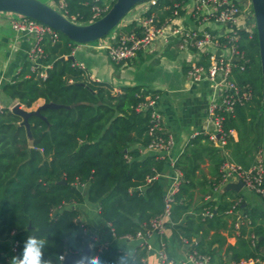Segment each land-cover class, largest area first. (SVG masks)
<instances>
[{"label": "trees", "instance_id": "obj_1", "mask_svg": "<svg viewBox=\"0 0 264 264\" xmlns=\"http://www.w3.org/2000/svg\"><path fill=\"white\" fill-rule=\"evenodd\" d=\"M59 1L54 0L52 5L58 8ZM64 1V15L88 24L94 21L95 7L103 8L107 2L111 7L116 0ZM189 3L156 0L144 15H156L164 23L174 17L176 10L186 16ZM190 17L198 23L193 14ZM114 31L121 36L140 33L137 21ZM239 36L244 60L231 79L240 94L249 91L251 98L236 101L231 113L224 109L217 112L223 118L220 135L227 153L220 151L211 134H200L174 163L181 181L165 223L176 237L190 245V255L208 256L210 264L250 260L264 264V210L243 208V196L232 192L224 191L219 201L213 199L216 190L223 188L221 169L226 162L250 169L264 153L258 36L255 28L240 30ZM76 45L61 33L55 41L46 38L37 69L32 71L27 61L1 86L0 101L5 105L17 103L30 110L43 100L70 108L42 111L48 123L36 117L30 119L33 147L22 119L7 108L0 114V264H9L6 241H13L16 256H20L30 235L46 239L45 258L51 257L53 264H57L60 254H79L94 244L76 205H97L100 217L117 239H135L139 232L147 234L151 221L165 213L166 192L158 177L164 170L166 155L142 154L158 136L150 135L152 109L142 106L159 95L139 87L115 94L105 84L92 81L70 59ZM202 62L207 64L206 56ZM48 66L43 80L40 73ZM232 131L237 132L238 141ZM205 159L210 161L211 179L198 176ZM198 188L204 196L196 199ZM238 213L242 218L237 231ZM224 231L239 234L235 246L227 245ZM200 237L202 241L196 243ZM216 245L219 251L214 253ZM147 251L142 246L130 258L116 247L95 246L93 254L99 255L103 264H117L120 257H124L125 264H145Z\"/></svg>", "mask_w": 264, "mask_h": 264}, {"label": "crops", "instance_id": "obj_2", "mask_svg": "<svg viewBox=\"0 0 264 264\" xmlns=\"http://www.w3.org/2000/svg\"><path fill=\"white\" fill-rule=\"evenodd\" d=\"M53 1L49 0L51 4H53ZM243 1L249 3V0ZM155 4L138 7V11L134 14L131 22H139L140 15ZM247 7H249V4L245 6L247 18L241 15L239 20V28L241 30L253 27L254 20L250 17ZM187 9V15L181 19L184 25L192 28L203 27L210 30L213 34L223 33V29L215 24L198 26L191 19L193 0H190ZM10 20L11 16L0 15V89L28 61L29 52L34 45L32 36H22L18 40L15 39ZM248 20H253V23L249 24ZM3 22H5V25L7 24L8 29ZM131 22L121 26H128ZM120 36L119 32H115L109 36V39H106V42L116 44ZM95 46L77 44L72 52V56L75 58V61H72L78 64L82 63L86 67L85 73L88 78L97 83L105 84L115 94H122L126 89L139 87L159 95L157 109L163 116L165 133L171 135L174 141L171 150L166 154L164 170L158 177L161 186L167 193L178 176L177 171L174 169V163L185 153L193 137L200 134L216 133L209 113L210 104L214 101L212 85L206 80L198 83L193 82L187 75L190 65L198 60L197 54L193 51L179 50L176 40L170 44L157 41L150 51L142 52L135 59L117 65L111 62L106 51L99 50ZM43 104H45V101L39 100L30 110H36ZM231 135L235 141H238L236 131H232ZM223 142L220 140L215 145L220 151L227 153L224 149L225 142ZM142 154L143 157H147L157 153L143 149ZM198 176L200 178L202 176L208 179L212 178L208 159H205L203 164H201V173H198ZM223 192L224 188L216 190L213 199L219 201ZM252 192L232 193L243 196V208L258 207L264 210V201L261 196L257 195L260 198L257 201L254 197L256 193ZM203 196L201 189L195 190L196 199ZM74 208L79 210L80 220L86 225L87 232L94 237L95 246H113L125 251L130 258H133L139 248L144 245L141 239H117L111 226L100 217V209L97 205L86 203L76 205ZM222 234L227 238V245L235 246L237 244L239 234L230 235L228 231H224ZM198 239L196 243H200L203 238L201 237V240L197 242ZM6 243L8 246L6 256L10 261L12 257L16 256L15 244L12 240H8ZM147 244L148 251L144 260L145 264H166L162 258V253H165L168 262L194 264L189 259L190 245L183 242L180 237H176V233L171 228L165 227L162 235L153 234L147 239ZM162 244H164L165 249H163ZM227 245L223 248L224 252ZM218 251L219 246L216 245L214 253ZM229 258L228 260L230 261L231 256Z\"/></svg>", "mask_w": 264, "mask_h": 264}, {"label": "built area", "instance_id": "obj_3", "mask_svg": "<svg viewBox=\"0 0 264 264\" xmlns=\"http://www.w3.org/2000/svg\"><path fill=\"white\" fill-rule=\"evenodd\" d=\"M95 1L98 2L99 0ZM193 2L195 6L192 14L198 22L196 24L198 26L215 24L223 29L222 34H213L210 30L203 27L192 28L184 25L181 22L182 16L179 15L178 10L174 12L173 18L167 19L164 23H161L156 15L145 16L146 10L139 17L140 33L122 35L116 44H109L106 42V38L98 42L96 47L99 50L106 51L111 62L117 65L135 59L142 52L150 51L157 41L170 44L176 40L179 50L195 52L198 60L190 65L187 75L193 82L198 83L206 80L212 85L214 101L210 104L209 113L216 129V133L211 134V139L216 143L221 140L220 134L222 133L223 122V118L217 112L224 109L226 112L231 113L234 110L236 101L241 102L251 98L249 91L240 94V90L231 79L234 69L244 60V54L239 49V31L241 30L239 28V20L242 10L239 3L235 0H193ZM155 3L156 0L150 2L151 5ZM58 5L57 9L60 11L66 7L64 0H60ZM247 8L248 13L253 15L250 1ZM109 9L110 5L108 2L103 8L95 7L93 9L94 21L101 18ZM70 19L77 22L75 17ZM10 25L16 40L22 36H32L34 38V45L29 52L28 61L32 64V71H35L39 66V58L44 52L43 41L46 38H50L53 41L57 40L59 32L35 20L22 17L14 18L12 16ZM254 28L255 24L253 23V27L249 28V30ZM221 38L224 40L220 41ZM217 51H221L222 54L218 56L216 54ZM204 56L207 57V64L202 62ZM234 58H239L240 62H233ZM75 65L81 70H86L82 63H75ZM49 68V66L45 67L43 72L40 73V77L43 80L47 78V69ZM158 99L159 97L152 99L142 106V108L149 107L152 109L150 135H158L146 150L161 153V157H164L171 150L174 141L171 135L165 133L163 116L157 109ZM15 105L17 103L5 105L0 101V114L6 108L13 111ZM163 134H166L167 137H164ZM221 141L223 142V140ZM221 172L223 177L221 187L224 188L229 183L242 181L245 188L264 198V159L262 156L258 158L256 165L250 169H243L240 166L226 162ZM177 174V180L165 195L164 215L151 221L147 234L139 232L135 238L143 240V246H146L147 249V239L153 234L162 235L164 232L166 219L170 217L171 206L174 202L175 194L179 190L181 174L179 172ZM237 217L238 221L235 227L238 231L241 226L242 214L238 213ZM127 239L132 240L133 238L129 237ZM252 240L253 244H255V235H252ZM162 247L165 249L164 244H162ZM162 258L166 264H174L168 262L165 253H162ZM189 259L194 264H210V258L204 255L192 254ZM255 263L256 261L250 260L242 261L240 264Z\"/></svg>", "mask_w": 264, "mask_h": 264}, {"label": "water", "instance_id": "obj_4", "mask_svg": "<svg viewBox=\"0 0 264 264\" xmlns=\"http://www.w3.org/2000/svg\"><path fill=\"white\" fill-rule=\"evenodd\" d=\"M150 1L152 0H116L101 18L88 24L74 22L50 2H42L40 0H0V14H6L11 17L12 15H17L18 17L32 19L53 28L75 44H91L106 39L116 28L122 25L126 16L134 8ZM249 1L253 12L252 19L254 20L258 36L262 67V104L264 112V0ZM194 6L195 3L193 2V10ZM216 54L220 56L222 52L217 51ZM70 59L75 61L74 56H71ZM233 62H240V59L234 58ZM64 108L69 109L70 107L55 103H45L36 110H27L17 104L14 106L12 112L22 119L21 125L25 127L29 139V145L33 147L34 142L30 119L36 117L48 123V120L43 116L42 111L46 109L59 110ZM244 189L245 185L242 181L232 182L224 187L225 192L241 193ZM243 206L245 205L243 204ZM200 240L201 237L197 242ZM87 251L88 246L79 254L66 253L63 264H75V260L79 255ZM90 254H93V252Z\"/></svg>", "mask_w": 264, "mask_h": 264}, {"label": "clouds", "instance_id": "obj_5", "mask_svg": "<svg viewBox=\"0 0 264 264\" xmlns=\"http://www.w3.org/2000/svg\"><path fill=\"white\" fill-rule=\"evenodd\" d=\"M46 245L45 238L30 235L24 243L22 254L12 257L9 264H53L51 257L45 258ZM94 248V244H89L88 251L80 254L75 264H103L99 255L90 254ZM64 260L63 254L56 257L57 264H63ZM117 264H125L124 257L118 258Z\"/></svg>", "mask_w": 264, "mask_h": 264}, {"label": "rangeland", "instance_id": "obj_6", "mask_svg": "<svg viewBox=\"0 0 264 264\" xmlns=\"http://www.w3.org/2000/svg\"><path fill=\"white\" fill-rule=\"evenodd\" d=\"M40 1H42V2H49V0H40ZM150 2H152V1H150ZM150 2H147V3H144V4H142L143 6H145L146 7V5L147 4H150ZM237 2L239 3V5H240V7H241V10H242V15L244 16V18H247V14L245 13V6H247L249 3H247V2H244L243 0H237ZM245 4H247V5H245ZM142 5H139L138 7H140V6H142ZM138 7H136V8H134L127 16H126V18H125V20L123 21V23H122V25H124V24H126V23H128V22H131L132 20H133V17H134V14L138 11ZM0 15H6V14H0ZM251 13H250V17H251ZM14 18H18V16L17 15H12ZM249 21V24L251 23H253V20H248ZM3 24H4V26L5 27H7V24L5 25V22H3ZM255 24V23H254ZM7 29H8V27H7ZM6 29V30H7ZM117 31V30H116ZM113 33H115V31L114 32H112L111 34H113ZM107 39H109V36L107 37ZM98 42H94V43H91V45H96ZM96 47V46H95ZM0 98H1V94H0ZM6 105H8V104H6ZM28 110V109H27ZM263 159H264V153H263ZM242 192H244V193H248V192H251L250 190H248L247 188L246 189H244ZM252 193H254V192H252ZM255 194V193H254ZM254 197L257 199V201H259V196H257V194H255L254 195Z\"/></svg>", "mask_w": 264, "mask_h": 264}]
</instances>
